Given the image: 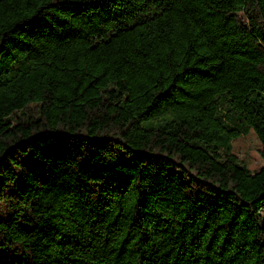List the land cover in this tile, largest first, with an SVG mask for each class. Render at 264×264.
I'll list each match as a JSON object with an SVG mask.
<instances>
[{"label":"trees","instance_id":"obj_1","mask_svg":"<svg viewBox=\"0 0 264 264\" xmlns=\"http://www.w3.org/2000/svg\"><path fill=\"white\" fill-rule=\"evenodd\" d=\"M264 0H0V264H264Z\"/></svg>","mask_w":264,"mask_h":264},{"label":"rangeland","instance_id":"obj_2","mask_svg":"<svg viewBox=\"0 0 264 264\" xmlns=\"http://www.w3.org/2000/svg\"><path fill=\"white\" fill-rule=\"evenodd\" d=\"M233 153L243 161L252 171H258L264 166L262 156V142L254 131L241 135L233 141ZM264 217V208H263Z\"/></svg>","mask_w":264,"mask_h":264}]
</instances>
